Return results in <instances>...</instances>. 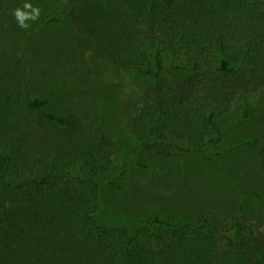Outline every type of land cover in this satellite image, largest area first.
Returning a JSON list of instances; mask_svg holds the SVG:
<instances>
[{
    "label": "trees",
    "instance_id": "1",
    "mask_svg": "<svg viewBox=\"0 0 264 264\" xmlns=\"http://www.w3.org/2000/svg\"><path fill=\"white\" fill-rule=\"evenodd\" d=\"M43 24L68 25L118 67L153 79L131 130L163 157H220L218 117L264 87V0H80ZM167 68L186 76L173 82ZM29 75L25 53L0 45V264H264L263 236L239 215L205 208L191 222L154 210L101 224L103 187L124 191L130 175L126 166L100 179L121 142L102 119L91 130L76 112L47 110ZM259 160L264 181V146Z\"/></svg>",
    "mask_w": 264,
    "mask_h": 264
},
{
    "label": "rangeland",
    "instance_id": "2",
    "mask_svg": "<svg viewBox=\"0 0 264 264\" xmlns=\"http://www.w3.org/2000/svg\"><path fill=\"white\" fill-rule=\"evenodd\" d=\"M79 1L28 0L39 6L41 14L28 21L30 27L25 29L18 26L13 13L26 0H7L0 13V45L25 53L31 92L50 97L47 110L76 112L91 130L102 119L106 133L120 140L110 169L100 179L106 183L126 166L130 175L124 191L103 187L98 221L120 227L126 217L158 210L192 222L201 209L209 208L222 215H239L264 238V181L259 160L264 146V87L239 95L231 109L218 117L225 132L214 146L215 151L224 150L220 157L204 151L168 158L142 150L131 122L153 79L118 67L95 40L70 26L43 24L48 15ZM163 76L178 82L186 74L167 68ZM246 104L253 112L248 118L243 115ZM250 135L259 136V142L241 151L230 149Z\"/></svg>",
    "mask_w": 264,
    "mask_h": 264
},
{
    "label": "clouds",
    "instance_id": "3",
    "mask_svg": "<svg viewBox=\"0 0 264 264\" xmlns=\"http://www.w3.org/2000/svg\"><path fill=\"white\" fill-rule=\"evenodd\" d=\"M40 14L41 9L39 6H33V4L28 2V0H26L22 7H17L13 13L18 22V26L25 29L30 27L28 21L37 20Z\"/></svg>",
    "mask_w": 264,
    "mask_h": 264
}]
</instances>
